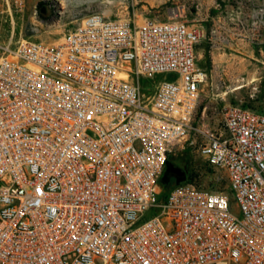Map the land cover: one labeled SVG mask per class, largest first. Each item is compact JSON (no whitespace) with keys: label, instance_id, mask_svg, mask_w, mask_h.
Wrapping results in <instances>:
<instances>
[{"label":"built area","instance_id":"1","mask_svg":"<svg viewBox=\"0 0 264 264\" xmlns=\"http://www.w3.org/2000/svg\"><path fill=\"white\" fill-rule=\"evenodd\" d=\"M26 3L0 0V19ZM181 17L92 12L55 43L4 49L0 264H264V109L229 105L211 123L202 32ZM250 18L264 29V5ZM184 144L225 190L165 188Z\"/></svg>","mask_w":264,"mask_h":264},{"label":"rangeland","instance_id":"2","mask_svg":"<svg viewBox=\"0 0 264 264\" xmlns=\"http://www.w3.org/2000/svg\"><path fill=\"white\" fill-rule=\"evenodd\" d=\"M38 2H44L43 12L37 7ZM260 7L248 0H68L65 6L58 0H27L21 14L0 19V56L7 47L13 50L22 38L55 43L68 28L92 12L137 22L146 18L165 21L171 17L172 10L178 8L182 11L180 19L202 32L198 63L206 67L207 77L201 89L200 109L206 106L211 123L219 124L226 106L264 109V29L250 25L251 14L257 15ZM232 11L242 13L240 27L241 24L246 27L245 21L249 24L244 35H235L233 39L222 27L223 19L228 22ZM216 15L220 18L219 24ZM168 78L158 75L153 81L141 79V85L147 87ZM240 86L243 87L236 89ZM171 160L181 169L186 168L187 173L195 174L196 183L204 189L226 186L225 172L208 167L188 144ZM233 212L238 214L235 205Z\"/></svg>","mask_w":264,"mask_h":264},{"label":"crops","instance_id":"3","mask_svg":"<svg viewBox=\"0 0 264 264\" xmlns=\"http://www.w3.org/2000/svg\"><path fill=\"white\" fill-rule=\"evenodd\" d=\"M250 4H257V5H264V0H248ZM213 14H218L217 11H213ZM240 15H242V13L240 14V12H235L232 11L229 13V17H228V22H225V20L223 19V28L225 29L226 32L231 33L230 37L233 39V37L235 35H241V34H245L246 33V27L248 29L249 24L245 21V26L241 24L240 27ZM217 17V23H220V18L218 17V15H216ZM230 25H232V27H230ZM196 55H197V60H198V44L196 46ZM206 68V67H203Z\"/></svg>","mask_w":264,"mask_h":264},{"label":"water","instance_id":"4","mask_svg":"<svg viewBox=\"0 0 264 264\" xmlns=\"http://www.w3.org/2000/svg\"><path fill=\"white\" fill-rule=\"evenodd\" d=\"M41 11L43 12L44 8H42ZM168 175H171L174 178L175 184H179L185 181L186 179L185 172L181 168L174 166L170 161L166 162L165 172L161 178L162 184L164 185L168 184L169 181Z\"/></svg>","mask_w":264,"mask_h":264},{"label":"trees","instance_id":"5","mask_svg":"<svg viewBox=\"0 0 264 264\" xmlns=\"http://www.w3.org/2000/svg\"><path fill=\"white\" fill-rule=\"evenodd\" d=\"M37 7L40 9V11L42 10V8L44 7V2H38V4H37ZM199 64V63H198ZM202 67V66H201ZM203 68V67H202ZM204 69H206V68H204ZM206 71H207V69H206ZM242 107H245V108H250V109H254V108H252V107H250V106H247V105H241ZM254 110H256V109H254ZM209 167V166H208ZM210 168H212V167H210ZM184 172H185V174H186V180L187 181H193V182H196V180H195V177H196V175L195 174H192V173H187V171H186V168H183L182 169ZM175 184V182H174V179H172L171 180V184H168V185H166L165 186V188H168V187H170V186H172V185H174ZM198 186H200V185H198ZM218 189H220V190H225V186H223V187H221V188H218ZM210 191H216V189L215 190H210ZM162 197H163V195H162Z\"/></svg>","mask_w":264,"mask_h":264},{"label":"flooded vegetation","instance_id":"6","mask_svg":"<svg viewBox=\"0 0 264 264\" xmlns=\"http://www.w3.org/2000/svg\"><path fill=\"white\" fill-rule=\"evenodd\" d=\"M174 166L179 167L176 161L169 160ZM180 168V167H179ZM169 181L168 184H171V180L174 179L171 175H168Z\"/></svg>","mask_w":264,"mask_h":264},{"label":"bare ground","instance_id":"7","mask_svg":"<svg viewBox=\"0 0 264 264\" xmlns=\"http://www.w3.org/2000/svg\"><path fill=\"white\" fill-rule=\"evenodd\" d=\"M60 1L61 4H63L64 6L68 3V0H58ZM174 12V11H173ZM2 23V22H1ZM4 25V24H3ZM5 28V27H4ZM243 86H240V87H237L236 89H240L242 88Z\"/></svg>","mask_w":264,"mask_h":264}]
</instances>
